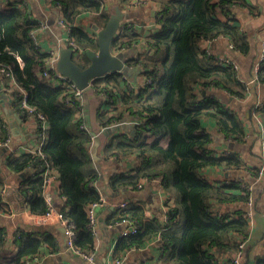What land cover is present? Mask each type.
I'll return each instance as SVG.
<instances>
[{
	"label": "trees",
	"instance_id": "trees-1",
	"mask_svg": "<svg viewBox=\"0 0 264 264\" xmlns=\"http://www.w3.org/2000/svg\"><path fill=\"white\" fill-rule=\"evenodd\" d=\"M49 1L61 7L65 21L71 24L73 41L84 50L83 61L78 64L86 67L90 63L86 52L98 49L97 34L90 35L79 25V17L90 13L93 20L105 26L113 6L106 0ZM157 1L161 10L156 15L159 27L155 31L142 33L126 21L111 44L115 50L143 39V51L136 58H129L127 65L138 68L150 81L130 87L126 85L125 73L114 71L95 78L90 85L97 92H107L115 103L120 102L121 107H115L113 114L99 113L98 120L103 128L120 121L125 114L143 119L133 130L114 133L103 146L106 157L135 156L137 159L129 172L110 175L111 192L115 196L127 195L137 189L144 178H160L161 185L173 198L165 220L148 218L139 200L115 209L110 220L117 222L129 218L139 224L137 233L119 237L115 256L119 259L130 249L158 238L163 264H234L232 256L239 240L251 234V225L244 216L246 209H239L236 216H232L215 212L212 202L246 204L253 190L242 187L241 182H247L244 179L216 185L203 176V169L207 167L242 170L247 165L237 152L226 155L214 152L203 122L206 117L213 118L230 139L237 141L245 139L246 131L242 118L216 96L194 93L188 77L202 78L201 91L220 87L229 94L245 97L247 85L240 81L233 66L205 67L193 46L196 37L213 38L220 33L231 38L234 49L248 53L251 45L237 20L222 21L216 15L217 6L226 9L242 0ZM20 3L21 0H0V65L12 68L16 83L26 90L27 103L45 114L47 128L33 130L37 139L40 137L37 142H42L39 150L23 151L20 155L9 151L1 158L0 214L10 213L7 198L12 196L22 209L45 214L49 210L43 196L45 179L47 174L55 173L59 180V202L54 206L63 210L74 223L75 245L90 250L95 238L88 226V209L91 203L101 201L95 185L100 174L90 151L93 136L83 116L77 114L82 106L65 103V84L57 86L43 75L49 53L35 48L29 32L37 21L26 3ZM256 79L264 82V60ZM11 103L15 113L27 114L21 102ZM1 105L0 141H6L11 132ZM256 110L264 118V103ZM258 174L259 170L254 173ZM12 181L18 186L3 192L7 182ZM17 230L13 234L0 225V264H24L28 257L47 250L55 251L59 246L58 234L48 225ZM13 242L15 249L11 247ZM214 251L221 254L230 251L232 255L221 263ZM246 254L245 250V257ZM255 264H264V251L256 256Z\"/></svg>",
	"mask_w": 264,
	"mask_h": 264
},
{
	"label": "crops",
	"instance_id": "crops-1",
	"mask_svg": "<svg viewBox=\"0 0 264 264\" xmlns=\"http://www.w3.org/2000/svg\"><path fill=\"white\" fill-rule=\"evenodd\" d=\"M115 7H120L124 12H132L133 15L126 21L133 23V27L137 31L148 32L155 31L159 25L156 22V15L161 10L160 3L157 0H106ZM139 2L137 5H132L133 2ZM27 7L31 12L32 18L35 20L45 21L47 28L41 32V44L43 49L50 52V49L58 51L60 56V47L68 46L67 30L60 24L61 16L60 8L54 6L49 0H25ZM119 3L123 6H119ZM153 10L156 14H153ZM112 11V12H113ZM216 15L222 21H227L229 18L237 20L240 27L245 31V34L250 42L251 49L248 53H243L233 48V42L227 35L217 34L213 38L203 36L196 37L193 42L194 51L200 63L205 67L215 65L217 59L222 56L230 58L238 64V77L241 82L247 85L245 97H237L227 93L225 89L220 87H209L207 90L201 91L202 78L196 75L188 77L191 88L196 94H212L231 110H235L243 120L246 136L243 141L230 139L217 125L213 118H207L203 122L204 130L211 137L210 148L215 152L217 150H230V153L237 152L247 164L242 170H227L224 167L215 166L203 169V176L211 183L222 185L235 180L244 179L247 182L253 183V222L251 224V234L246 243L245 263L249 264L254 261L257 255L264 251V118L258 114L257 107L264 103V82H259L255 66L260 60L263 41H264V0H242L237 4H233L224 9L219 6L216 8ZM92 14L85 13L79 17L78 24L90 34H97L92 28L93 24H99L92 18ZM232 45V46H231ZM144 49V40L127 45L120 49H115L113 53L127 52L125 55L126 62L129 58L137 57ZM75 57H83L75 54ZM74 57V60H75ZM59 58V57H58ZM76 61V60H75ZM77 62V61H76ZM78 63V62H77ZM127 65V63H126ZM128 66V65H127ZM130 67V66H129ZM130 67L132 73L126 74L127 86H133L137 83H143L144 77L141 75L138 68ZM193 82V86L191 83ZM197 82V83H196ZM238 88L236 84H233ZM104 95L102 91L97 92L89 86L82 98L81 116H83L85 124L92 133V143L90 145L91 154L94 157L99 170L100 179L96 182V187L100 191L101 197L105 198V202L95 209V223L93 225V234L95 244L89 251L95 257L94 264H104L113 262L118 257L115 256V248L117 241L122 233V230L127 227L125 222L110 220L113 212L118 207L117 203L127 201L136 202L142 201L145 213L148 218L164 219L166 206L173 204V198H170L163 186L158 182L145 183L142 186L138 184L137 189L127 195L115 196L108 185L110 175L117 172H129L136 164V157L130 156L122 158L120 156L106 157L103 146L112 138L114 133L125 132L132 130V122L139 120V117H131L130 114H125V117L114 124L124 122L125 126L117 128L116 125L104 127L100 124L98 117L100 112L113 114L115 107H121L120 102H116L109 96ZM8 100V99H7ZM1 104V103H0ZM2 115L8 121L11 129V141L9 146L0 149V161L4 153L14 152L20 155L21 152L27 151L29 148H36L39 144L33 130H30L29 122L21 120L19 112L15 113L10 104L6 101L5 105H1ZM10 111H13L11 113ZM234 112V111H233ZM20 114V115H19ZM114 126V127H113ZM132 128V129H131ZM1 163V162H0ZM249 167L251 168L249 170ZM259 170L261 174L257 176L254 173ZM11 184V185H10ZM10 185V190L18 186L16 181L7 182ZM59 180L56 179L55 173L52 176L50 185V193L53 198V204L59 202L58 189ZM161 186V187H160ZM9 207L14 210V214H0V225L6 226L10 233H17L18 228H32L35 225H43L37 222V214H33L29 210L22 209L17 205L14 196L7 198ZM6 201V200H5ZM127 203V204H128ZM213 207H220L222 213L236 215L239 209H246L245 204L241 202H212ZM17 208H15V206ZM48 228L58 234L59 246L66 242L63 226L60 222L53 221L47 224ZM12 248H16L14 242L11 243ZM47 250L43 256L42 262L39 264H89L85 258L71 250H63L50 254ZM219 262H226L232 255L230 251L219 253L214 251ZM122 264H163L162 251L160 249V241L155 238L142 247H134L127 251ZM122 256V257H123Z\"/></svg>",
	"mask_w": 264,
	"mask_h": 264
},
{
	"label": "built area",
	"instance_id": "built-area-1",
	"mask_svg": "<svg viewBox=\"0 0 264 264\" xmlns=\"http://www.w3.org/2000/svg\"><path fill=\"white\" fill-rule=\"evenodd\" d=\"M21 3L25 4L26 2L21 0ZM138 3L139 2L135 1L132 3V5H137ZM233 4H236V3H233ZM233 4H231V5H233ZM57 7L60 8V12H61L59 22L67 30V38L66 39H67V42L69 43V46H71L74 49L75 54H77L78 56H82L84 54V52H83L84 50L82 49L81 46L77 45L73 41V38L71 35V24H69L65 21L61 7L60 6H57ZM36 21H37V25L35 27H33L29 32L30 38H31L35 48L49 53V58L46 62V69L43 71V75L48 79L49 82H51L57 86H59L61 84H65L66 92H65L64 101L67 105H69V106H81L82 105V103H81L82 98H83V95H84L85 91L87 90V88L86 89L78 88L67 76H65L64 74L60 73L57 70L56 63H57V60L59 57L58 51L55 49H50V52L46 51L43 49V46L41 44L40 34H41V32H43L47 28V24L45 21H42V20H36ZM17 60L20 64H22V60L19 56H17ZM263 60H264V41H263V49H262L261 58L256 63V66H255L256 70L259 69ZM215 63L217 65H224L226 67L227 66H233L236 70L238 69V64L233 62L230 58L225 57V56H222L219 59H217V61ZM132 66L133 65H130V67H132ZM149 81H150V78H144L143 83H147ZM0 84L2 86V91L7 95V98L10 102H15L16 100H18L19 102H21L22 106L26 109L27 114L20 112V114H22L21 120H23L25 118L24 119L25 121H30L28 123L30 126V130H34V128H39V127H42L43 129L47 128V121H46L45 114H43L42 112L36 111L33 106H30L27 103V101H26V90L23 87H20L16 83L15 78H14V74H13V70L9 65H4V64L0 65ZM102 92L104 93L105 96H107L106 92H104V91H102ZM231 110L235 112V110H233V109H231ZM79 113L81 114L80 111H78L77 114H79ZM142 122H143V119L141 118L139 120L133 121L132 123L136 125V124H141ZM9 130L11 132L10 126H9ZM11 137L12 136H10V138H8L6 141H0V149L2 147L9 146L10 141H11ZM42 138H44V135H42ZM41 145H42V142H40L36 148H29L28 150H30V151L39 150ZM216 152L218 154H221V155H226V154L230 153V150L228 151V150L222 149V150H217ZM260 174H261V172H260ZM52 176H53L52 174H47L46 179H45L44 189H43V196L46 200V203L49 206V210L45 214L37 216V222H40L43 225H47L48 223L53 222V221L60 222V224L63 226V229H64V235L66 237V242L64 245L58 246L57 249L55 251L50 252V254L54 253V252H61L65 249L71 250L77 254L82 255L85 258V260H87L89 262V264H94L95 257L93 255V253H91L89 250H83V249H81L75 245V239L77 238V232H76L74 223L70 220V218H68L66 216V214L63 212V210L55 207L53 204V198H52V195L49 191L50 185L52 182ZM149 182H151V183L158 182L161 185L160 178H154V179H150V180L144 178L141 181V183H139V185L142 186L143 184L149 183ZM10 185L6 184L3 192H5L6 189L9 188ZM241 185L247 191L253 190V183L241 182ZM253 201H254V197H253V195H251L245 204L246 211L244 212V216L247 218L250 225L253 222V213H252L253 205H254ZM104 202H105V198L101 197L100 202H93L89 205L88 212H89L90 222H89L88 226L92 232H93V225L95 223V209L99 205L103 204ZM127 203H128L127 201H123V202L117 203L116 206L117 207H125L127 205ZM219 208L214 206L213 210L215 212H221ZM168 210H169V207L166 206V209L164 212V219L167 218L166 213ZM14 213H15L14 210L11 209L9 214L13 215ZM232 216H236V215H232ZM121 222H125L127 224V227H125L122 230L121 235H129V234H134V233L138 232L139 224L137 222L132 221L129 218H124L123 220H121ZM248 238H249V236H244L241 240H239L238 249L235 252V254L232 256V262L234 264H246L245 263V247H246V243H247ZM45 253L46 252H43V253L36 254L32 257H28L24 264H39L40 262H42V259H43V256L45 255ZM124 258H125V256H123L119 259H116L113 262H107L104 264H122V262L124 261Z\"/></svg>",
	"mask_w": 264,
	"mask_h": 264
},
{
	"label": "water",
	"instance_id": "water-1",
	"mask_svg": "<svg viewBox=\"0 0 264 264\" xmlns=\"http://www.w3.org/2000/svg\"><path fill=\"white\" fill-rule=\"evenodd\" d=\"M153 14H156L155 10H153ZM132 15V12H124L120 7L116 6L105 26L92 25V28L97 32L98 49L86 52L90 60L86 67H81L74 60L75 51L71 46L62 45L60 47V56L56 63L57 70L67 76L80 89L88 88L95 78L108 75L114 71L130 75L127 72V67L129 69L130 67L126 65L125 56L122 53H113L114 50L111 44L123 23ZM7 99V95L2 91L0 84V102L5 105ZM20 118L22 119V116ZM114 125L117 128H121L124 126V122ZM249 264H254V261L251 260Z\"/></svg>",
	"mask_w": 264,
	"mask_h": 264
},
{
	"label": "rangeland",
	"instance_id": "rangeland-1",
	"mask_svg": "<svg viewBox=\"0 0 264 264\" xmlns=\"http://www.w3.org/2000/svg\"><path fill=\"white\" fill-rule=\"evenodd\" d=\"M124 56L127 54V52H121ZM75 60L78 62V63H82V61H83V57H81V58H79V57H75ZM127 72H129L130 74L132 73V70L131 69H129L128 67H127ZM124 126H125V124H124Z\"/></svg>",
	"mask_w": 264,
	"mask_h": 264
}]
</instances>
